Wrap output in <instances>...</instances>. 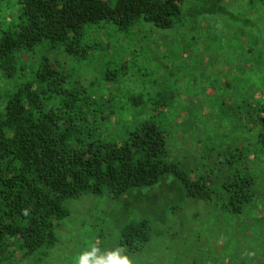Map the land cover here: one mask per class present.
<instances>
[{
  "label": "trees",
  "instance_id": "trees-1",
  "mask_svg": "<svg viewBox=\"0 0 264 264\" xmlns=\"http://www.w3.org/2000/svg\"><path fill=\"white\" fill-rule=\"evenodd\" d=\"M16 1L19 20L0 32V76L14 84L0 100V264L47 258L59 241V223L70 214L68 199L85 192L119 198L166 174L187 198L207 203L215 225L230 228L222 264H264V47L246 43V95L233 79L228 95L213 98L211 114L225 129L212 125L214 116L189 112L201 149L182 160L167 111L174 94L121 90L118 83L132 68L123 57L106 61L104 78L114 80L116 90L90 89L57 54L84 61L108 41L104 32L127 37L146 24L174 28L186 0ZM115 47L123 46L118 40ZM197 231L174 236L182 256L172 264L206 261ZM153 238L149 218L130 219L116 246L139 257Z\"/></svg>",
  "mask_w": 264,
  "mask_h": 264
},
{
  "label": "rangeland",
  "instance_id": "rangeland-1",
  "mask_svg": "<svg viewBox=\"0 0 264 264\" xmlns=\"http://www.w3.org/2000/svg\"><path fill=\"white\" fill-rule=\"evenodd\" d=\"M183 11L182 21L167 30L146 24L127 37L122 33L100 34L108 41L99 43L84 61H76L59 48L56 53L59 50L58 59L90 89L106 94L116 90L114 80L104 78L106 61L123 57L132 68L120 79L121 90L139 94L159 89L161 93L174 94V103L167 108L178 130L174 146L181 159H190L200 151L197 140L202 137L193 136L189 112L205 118L214 116L210 118L212 125L216 123L222 130L227 124L216 113L211 114L216 112L213 98L217 94L228 95L226 83L233 79L238 80L241 94L246 95L243 53L248 41L264 47V4L259 0H186ZM19 13L16 0H0V32L18 21ZM118 40L123 47H115ZM6 90H14V84L0 76V100ZM66 205L70 214L58 225L59 241L38 264H76L79 254L91 244L102 249L116 248L122 227L130 219L141 218L151 220L154 238L145 254L132 256L135 264H172L170 260L182 256L181 250L176 251L180 247L174 236L191 235L190 228L198 230L196 233L204 239L205 248L201 251L205 250L207 256L201 264H210V256L217 258V264L228 260L225 252L230 249V228L215 225L207 203L187 198L181 183L171 174L164 175L155 185L134 188L119 198L109 192H85L68 199ZM254 209L256 214L262 212L260 206ZM253 220L248 219L247 224Z\"/></svg>",
  "mask_w": 264,
  "mask_h": 264
},
{
  "label": "clouds",
  "instance_id": "clouds-1",
  "mask_svg": "<svg viewBox=\"0 0 264 264\" xmlns=\"http://www.w3.org/2000/svg\"><path fill=\"white\" fill-rule=\"evenodd\" d=\"M76 264H135V262L122 247L102 249L97 244H91L88 249L79 254Z\"/></svg>",
  "mask_w": 264,
  "mask_h": 264
}]
</instances>
